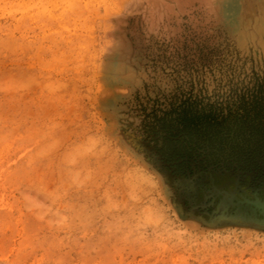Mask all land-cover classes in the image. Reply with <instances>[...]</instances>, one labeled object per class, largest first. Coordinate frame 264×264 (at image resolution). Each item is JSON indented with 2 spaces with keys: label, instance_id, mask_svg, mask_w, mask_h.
Returning <instances> with one entry per match:
<instances>
[{
  "label": "rangeland",
  "instance_id": "rangeland-1",
  "mask_svg": "<svg viewBox=\"0 0 264 264\" xmlns=\"http://www.w3.org/2000/svg\"><path fill=\"white\" fill-rule=\"evenodd\" d=\"M264 0H0V264H264Z\"/></svg>",
  "mask_w": 264,
  "mask_h": 264
},
{
  "label": "bare ground",
  "instance_id": "bare-ground-1",
  "mask_svg": "<svg viewBox=\"0 0 264 264\" xmlns=\"http://www.w3.org/2000/svg\"><path fill=\"white\" fill-rule=\"evenodd\" d=\"M264 11V10H263ZM260 21H262V22H264V12H263V14H262V17H261V20Z\"/></svg>",
  "mask_w": 264,
  "mask_h": 264
}]
</instances>
